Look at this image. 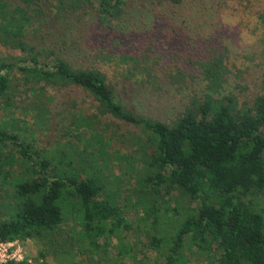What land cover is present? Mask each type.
I'll list each match as a JSON object with an SVG mask.
<instances>
[{
    "label": "trees",
    "instance_id": "1",
    "mask_svg": "<svg viewBox=\"0 0 264 264\" xmlns=\"http://www.w3.org/2000/svg\"><path fill=\"white\" fill-rule=\"evenodd\" d=\"M19 1L20 6L1 18L0 45L24 56L14 62L0 61V101L10 104L9 75L16 70L24 81L42 85L37 88L40 92L45 86L79 88L97 103L101 114L139 127L145 141L138 144L136 152L149 175L137 201L146 212L138 220L148 230L147 244L140 245L143 249L139 251L130 247L125 235L131 230L130 223L113 195L99 198L104 188L95 176H87L90 170L82 171L85 177L80 178L78 172L69 170L71 160L62 155L58 160H66L61 165L68 174L59 176L52 172L57 166L31 143L2 129L0 149L11 146L14 153H0V175L3 166L11 168L16 162L29 164L30 175L14 185L17 201L5 207L11 211L8 217L0 218V243L18 240L40 246L35 264H47V257L58 258L57 264H125L127 259L129 264H188L192 248L207 258V264H264V208L256 204L258 200L264 203V70L258 79L259 92L248 106L232 93L222 94L229 72L221 57L199 58L196 64L204 89L200 98H190L181 114L170 125L165 124L124 105L98 70L73 68L49 50V41L45 49L31 44L28 29L32 24L37 30V24L54 27L69 14V25L74 21L72 14L83 2L90 4L89 0H54L55 5L44 12V2ZM143 1L181 7L186 0ZM123 5L124 0H99L90 16L91 33L106 36L107 31L109 35L113 27L104 23L119 20ZM49 36L52 33L46 32V38ZM128 52L117 56L122 64H131L119 78L123 92L138 85L133 81L144 84L156 79L147 72L156 69H149L143 61L146 55L134 54L135 49ZM166 68L169 71L160 77L162 85L182 82L185 74L180 68ZM156 91H161V86ZM69 155L84 161V151L74 146ZM93 155L87 152L85 156ZM163 185L196 201L195 209L186 208L182 220L177 216L165 220L168 210L157 205ZM0 264L29 263L22 259Z\"/></svg>",
    "mask_w": 264,
    "mask_h": 264
},
{
    "label": "rangeland",
    "instance_id": "2",
    "mask_svg": "<svg viewBox=\"0 0 264 264\" xmlns=\"http://www.w3.org/2000/svg\"><path fill=\"white\" fill-rule=\"evenodd\" d=\"M39 1L45 3L42 5L43 12L47 10L46 7L55 5L54 0ZM98 1L89 0L90 4L83 2L79 11L72 14L75 23L66 24L68 14L54 27L46 22L45 27L37 24V30L32 24L28 29L31 44L45 49V42L49 41V50L65 59L73 68L96 69L102 73L105 83L112 91L115 89L118 92L119 95L115 93V97L124 105L132 107L144 117L169 125L181 114L189 99L200 98L204 90L196 64L201 57H221L222 65L229 72L223 85V95L232 93L238 97L239 102L250 106L258 94V79L264 70V0H186L181 7L143 0H124L120 8L122 17L109 24L104 23L113 27L109 35L104 31L106 36L90 31V16ZM0 3L2 34L1 18L6 17L9 9L20 6V1L0 0ZM46 32H51L52 37L46 38ZM134 49V54L142 52L139 54L146 55L143 61L149 69H156L155 72H147L154 74L156 79L144 84L133 81L138 85L123 92L118 87L119 78L121 72L123 75L127 69H131V64H122L117 56L121 52L128 54V51ZM20 56L24 55L0 45V61L14 62ZM42 57L48 61L53 60L45 55ZM167 66L181 69L185 74L182 82L161 84L162 73L169 71ZM170 73L173 74L174 70ZM160 86L161 91L157 92ZM38 87L42 85L35 86L24 81L16 70L11 72L7 90L11 93L10 104L6 106L0 101V129L31 143L38 153L57 166L52 172L59 176L68 174V169L61 165L66 160L59 161L62 155L71 160L69 170H73L74 174L78 172L80 178L85 177L82 171L90 170L87 176H95L104 188L99 198L113 195V201L130 223L131 230L125 234L130 247H136L137 251L143 249L140 245L147 244L145 234L148 230L138 219L145 215L146 209L137 201L149 174L141 156L136 152L138 144L145 141L142 130L108 114H101L96 108L97 103L79 88L45 86L40 92ZM91 135H94L93 140L90 139ZM71 146L84 151L85 155L87 152L94 155H82L84 161L73 158L69 155ZM96 151L101 154L97 155ZM8 152L14 153L11 146L0 149L3 156ZM88 162L93 165L90 169ZM1 169L0 218H7L11 211L5 207L15 205L17 201L14 185L19 179L29 177L30 171L29 164L19 162L11 168L3 166ZM49 172L48 175H52ZM196 203L166 185L161 187L160 198L157 200L161 210H168L169 215L165 220L173 216L182 220L183 211L186 208L195 209ZM256 204L264 208L261 200L256 201ZM66 223L70 225L71 221L67 220ZM10 244L5 247L4 254L12 261L25 259L29 264H35L38 251L42 249L30 241L15 240ZM148 256L153 257L152 254ZM139 258L140 254L137 253ZM58 260L47 257L46 262L57 264ZM129 261L125 260V264H129ZM206 261V257L191 249L188 264H207Z\"/></svg>",
    "mask_w": 264,
    "mask_h": 264
},
{
    "label": "built area",
    "instance_id": "3",
    "mask_svg": "<svg viewBox=\"0 0 264 264\" xmlns=\"http://www.w3.org/2000/svg\"><path fill=\"white\" fill-rule=\"evenodd\" d=\"M11 246L10 243H0V263H4L5 261H10L12 259L8 258L7 255H5V247ZM4 258V259H3Z\"/></svg>",
    "mask_w": 264,
    "mask_h": 264
}]
</instances>
